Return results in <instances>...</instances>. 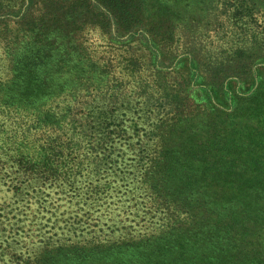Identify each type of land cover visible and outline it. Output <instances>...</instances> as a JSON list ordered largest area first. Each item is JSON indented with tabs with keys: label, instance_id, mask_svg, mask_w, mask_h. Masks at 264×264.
Returning a JSON list of instances; mask_svg holds the SVG:
<instances>
[{
	"label": "trees",
	"instance_id": "16d2710c",
	"mask_svg": "<svg viewBox=\"0 0 264 264\" xmlns=\"http://www.w3.org/2000/svg\"><path fill=\"white\" fill-rule=\"evenodd\" d=\"M263 5L264 0H175L174 6L164 0H0V33L6 39L9 60V71L0 77V115L6 120L0 124V133L6 132L10 148L27 142L37 146L40 125L58 126L57 111L67 109L73 115L92 99L106 102L104 121L116 123L119 95L127 89L120 80L136 79L148 67L140 61L132 63L126 55L136 41L153 53L166 47L177 66L190 70L211 93L219 95L231 82L252 81L256 67L264 66V24L258 18ZM163 14L168 21L162 22ZM10 24L14 29L9 32ZM119 72L122 78L116 77ZM139 84L150 94L149 82ZM262 87L264 80L256 92ZM70 95L80 96L70 99ZM219 99L223 107L218 108L231 113L226 122L239 119L243 124L242 107L248 111L245 123L257 125L254 134L246 129L242 136L240 177L220 182L218 176L214 195L184 199L191 181L186 179L182 187L180 179L170 175L177 169L175 156L180 150L172 146L165 160L156 163L150 155L142 163L143 170L147 175L154 173L150 182L143 176V185L156 200L160 196L174 218L166 229H159L162 234L156 231L128 245L135 249L130 264H136L134 259L138 264H264V119L257 121L264 116V95H248L243 104L234 102L229 107L234 111H228L226 102ZM88 118L79 123L81 128ZM13 124L19 130L14 131ZM228 131L233 147L234 129ZM11 152L6 161L10 169L17 153L27 158L22 151ZM231 171L229 167L227 172ZM134 200L129 206L133 222L143 210V202ZM180 213L190 217L180 220Z\"/></svg>",
	"mask_w": 264,
	"mask_h": 264
},
{
	"label": "rangeland",
	"instance_id": "374dc122",
	"mask_svg": "<svg viewBox=\"0 0 264 264\" xmlns=\"http://www.w3.org/2000/svg\"><path fill=\"white\" fill-rule=\"evenodd\" d=\"M174 1L164 0L172 6ZM258 18L263 25L264 5ZM161 19L168 21L166 14ZM12 29L10 24L9 32ZM7 54L6 39L0 33V77L9 71ZM126 55L132 63L140 61L148 67L136 79H123L117 73L127 89L119 95L117 106L121 110L116 123L104 121L106 102L92 99L86 103L89 107L75 109L73 115L67 109L57 111L58 126L40 125L38 136L44 149L30 142L10 148L6 132L0 133V162H5L0 166V264H130L135 249L128 245L156 231L162 234L159 229H166L174 218L160 196L156 200L142 180L145 175L150 182L154 173L145 174L142 163L149 161L150 155L154 158L151 162L165 160L172 146L180 152L175 156L177 169L170 175L180 179L182 187L186 179L191 181L184 199L214 195L218 176L220 182L240 177L242 136L246 129L254 134L257 125L245 123L248 111L242 107L239 114L243 124L239 119L233 124L226 122V115L231 113L218 108L223 107L219 98L226 102L228 111H234V107L229 108L234 102L243 104L248 95H264V87L256 92L264 80V66L253 69L254 80L231 82L217 95L206 91L190 70L178 67L164 46L153 53L136 41ZM148 82L146 90L151 95L139 84ZM79 96L70 95V99ZM87 117L83 129L79 123ZM263 119L260 116L257 121ZM4 122L1 114L0 124ZM12 129L19 130L15 124ZM229 129H234L232 139L236 136L233 147L228 141ZM11 151L27 156L21 159L17 153L12 169L6 162ZM33 159L39 161L37 165ZM229 167L231 172H227ZM99 182L115 185L99 186ZM134 199L143 202L135 222L129 207H133ZM188 217L190 214L180 213L178 219ZM121 236L128 238L117 242Z\"/></svg>",
	"mask_w": 264,
	"mask_h": 264
}]
</instances>
